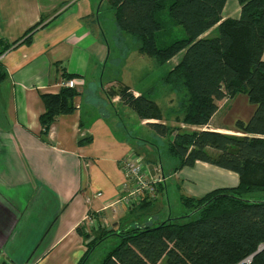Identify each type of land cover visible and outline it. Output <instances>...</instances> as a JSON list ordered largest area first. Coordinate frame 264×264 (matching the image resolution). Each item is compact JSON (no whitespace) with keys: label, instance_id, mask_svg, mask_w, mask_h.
I'll return each instance as SVG.
<instances>
[{"label":"crops","instance_id":"crops-1","mask_svg":"<svg viewBox=\"0 0 264 264\" xmlns=\"http://www.w3.org/2000/svg\"><path fill=\"white\" fill-rule=\"evenodd\" d=\"M103 5L107 6L105 0H0V40L16 42L0 59V264H79L87 243L80 229L98 223L100 227L90 229L94 238L103 227L150 225L162 202L159 184L174 175L165 177L149 151L137 154L153 165V177L160 178L156 195L151 200L145 196L142 202L148 203L134 211L112 204L126 182L120 161L136 154L130 137L139 136L129 131L126 119L132 115L121 109L118 96L106 95L117 82L111 78L113 70L108 73L106 67L110 40L100 22ZM239 12V4L231 10L225 3L221 16L232 18ZM38 22L25 41V33ZM113 33L115 39L118 32ZM105 72L110 78L106 84ZM68 79L78 83L73 111L59 115L43 133L42 95L59 93ZM88 84L94 86L87 88ZM240 98L246 100L248 112L238 116L231 129L226 120L218 125L210 120L205 126H181L241 135L234 124L248 120L253 111L246 96ZM136 120L138 126L146 122L137 116ZM175 174H183L191 197L239 181L235 173L205 162ZM166 215L174 216L170 206Z\"/></svg>","mask_w":264,"mask_h":264},{"label":"trees","instance_id":"trees-1","mask_svg":"<svg viewBox=\"0 0 264 264\" xmlns=\"http://www.w3.org/2000/svg\"><path fill=\"white\" fill-rule=\"evenodd\" d=\"M105 1L113 13L117 40L122 35L132 37L137 53L157 66L182 52L146 90L134 86L139 92L135 95L130 86L122 85L106 92L107 97L118 96L139 121L168 139L166 152L178 161L177 169L205 162L237 174L239 182L201 197L181 195L187 212L155 225L99 229L86 243L79 264L110 234L119 241L97 264H264V0H236L239 16L224 19L221 13L227 0ZM40 24L25 33V41ZM176 25L184 30L180 38L175 35ZM212 27L217 35L203 36ZM15 43L0 40V55ZM158 83L179 97L173 124L151 98ZM239 94L255 105L248 120L234 124L241 135L182 128L207 125L218 101ZM77 95L74 87L42 95L43 133L59 115L73 111ZM80 232L85 240L91 237L90 232Z\"/></svg>","mask_w":264,"mask_h":264},{"label":"rangeland","instance_id":"rangeland-1","mask_svg":"<svg viewBox=\"0 0 264 264\" xmlns=\"http://www.w3.org/2000/svg\"><path fill=\"white\" fill-rule=\"evenodd\" d=\"M226 3H227V7L231 10L238 6V2H236V0H227ZM101 11H102V15L100 17V22L108 32L109 34L108 38L110 40L109 42L110 56L108 58L106 67L107 70L109 69L108 73H110V70H113V77L111 78L116 79L117 83L115 84V88H117L119 85L122 86L128 84L135 87L142 85L144 90H146V88H148L150 85L158 81L161 75H163V73L171 66H173L180 58L182 52L172 57L164 65L157 66L151 58L144 55H139L137 53V51L134 48L137 45V41L134 40L132 37L122 35L120 36V38H122L121 40H117L116 38L112 39V35L114 37V33H113L114 29H116L112 17L113 13L110 10V8H108L106 5H103ZM238 16L239 13L237 15H232V18H236ZM174 30L177 38H180L182 35H184V30L180 25H176L174 27ZM217 33L218 32L216 27H212L208 31H206L203 36L213 37L216 36ZM175 35L170 37V39L167 38V42H170L172 39H174ZM114 61L117 62V64ZM108 73L105 72L106 75ZM109 79H110L109 75L104 76L102 82L106 84L108 83ZM93 86H94L93 84H88L87 88ZM243 96L244 95L239 94L236 95V97L232 99V101L229 99L227 100L222 99L218 101L217 104L219 110L211 118L210 124L218 125L226 120L227 124L229 125L228 128L230 129L233 128L234 120L240 115L245 116L248 112L247 110H245L246 100L242 101V98H240ZM97 97L99 98L100 95L97 94ZM237 97L239 98L237 99ZM151 98L157 103L158 106L161 107L164 117L166 116L168 118L167 122L170 121V123L173 124L175 117L177 115V107H178V104L176 105L175 102L176 99L179 100V97L177 96L176 98V94L174 93L171 94L170 91L168 90V87L158 83L156 87V93ZM248 104L250 105L251 111H253L255 105L249 102ZM121 109L127 113V116L132 115V117L129 118L127 117L126 122L127 123L130 122V125H128V127L130 128L129 131L133 132L134 134H138L139 136V139L130 137L134 147L133 150L136 153L133 155H137V154L141 155L143 154V152L146 153L149 151V155L152 157L154 156L158 163L160 162L165 177L174 174L173 176L165 180L164 183L162 182L161 184H159L161 189L163 190L160 195L162 196L160 197V199L163 203L162 202L158 203L160 204L159 210L152 215V218L150 219L152 220V222L150 223V225H155L160 220L166 219L167 218L166 214L168 212L169 206L171 213L174 216H181L185 214L187 212L185 208L182 207L183 211L180 210L179 198L181 195L189 196L192 193H189L187 189V184L185 182V178L183 177V174L181 176L175 174L181 168L177 169L178 163L174 161L171 157H169L166 153V143L168 139L159 136L153 129H151L146 124H144L143 126H138L136 116H134L136 114L130 107L123 105ZM221 126H225V124L222 123ZM132 130H136V132ZM142 144L143 146H141ZM172 160L174 164H172ZM185 167H191V166H185ZM170 169H173V171H170ZM221 169L224 170L226 173L229 172L233 173L226 169L223 168ZM236 177L239 180L238 175ZM234 184L236 183H233L232 185ZM160 187L158 188V190H160ZM252 196L257 197L258 195L253 194ZM143 217L146 219L145 215H143ZM91 225L92 228L90 229H95L96 226L100 227L98 223ZM90 229L86 231L90 232ZM90 239L91 238H87L86 241L88 242ZM118 241L119 238L115 235L107 236L96 245V247L94 248V252L91 253V255L89 256V259L82 264H97L106 254V252L110 250L112 247H114L118 243Z\"/></svg>","mask_w":264,"mask_h":264},{"label":"built area","instance_id":"built-area-1","mask_svg":"<svg viewBox=\"0 0 264 264\" xmlns=\"http://www.w3.org/2000/svg\"><path fill=\"white\" fill-rule=\"evenodd\" d=\"M76 84H78L76 79H68L64 83L66 87H75ZM120 164L126 182L121 185V195L113 201V206L123 205L131 209L135 205L140 204L145 196L146 200L153 199L156 195L157 182L160 181V178L158 177L156 180L155 177L150 175L149 165L138 155L133 154L122 158ZM90 218L89 216L88 219ZM91 220L94 222V217Z\"/></svg>","mask_w":264,"mask_h":264},{"label":"water","instance_id":"water-1","mask_svg":"<svg viewBox=\"0 0 264 264\" xmlns=\"http://www.w3.org/2000/svg\"><path fill=\"white\" fill-rule=\"evenodd\" d=\"M149 172H150L151 176H153L155 174L153 171V165H149Z\"/></svg>","mask_w":264,"mask_h":264}]
</instances>
